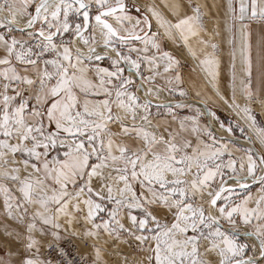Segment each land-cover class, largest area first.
I'll return each instance as SVG.
<instances>
[{
	"label": "snow or ice",
	"instance_id": "obj_1",
	"mask_svg": "<svg viewBox=\"0 0 264 264\" xmlns=\"http://www.w3.org/2000/svg\"><path fill=\"white\" fill-rule=\"evenodd\" d=\"M257 108L264 0H0V264H264Z\"/></svg>",
	"mask_w": 264,
	"mask_h": 264
},
{
	"label": "crops",
	"instance_id": "obj_2",
	"mask_svg": "<svg viewBox=\"0 0 264 264\" xmlns=\"http://www.w3.org/2000/svg\"><path fill=\"white\" fill-rule=\"evenodd\" d=\"M190 70H191V66H186L184 69L185 72L190 71ZM221 112H224L226 114L230 113L227 110H221ZM255 115H256V119L258 123L264 122V112L260 111L259 108L256 109Z\"/></svg>",
	"mask_w": 264,
	"mask_h": 264
},
{
	"label": "rangeland",
	"instance_id": "obj_3",
	"mask_svg": "<svg viewBox=\"0 0 264 264\" xmlns=\"http://www.w3.org/2000/svg\"><path fill=\"white\" fill-rule=\"evenodd\" d=\"M219 114H220V116H221V119H225V118H227V119H229V120L232 119V113H228V114H226V113H224V112H220ZM258 146H259V145H258Z\"/></svg>",
	"mask_w": 264,
	"mask_h": 264
},
{
	"label": "water",
	"instance_id": "obj_4",
	"mask_svg": "<svg viewBox=\"0 0 264 264\" xmlns=\"http://www.w3.org/2000/svg\"><path fill=\"white\" fill-rule=\"evenodd\" d=\"M245 143H246V142H245ZM256 147H257V148H259V146H258V145H256Z\"/></svg>",
	"mask_w": 264,
	"mask_h": 264
},
{
	"label": "bare ground",
	"instance_id": "obj_5",
	"mask_svg": "<svg viewBox=\"0 0 264 264\" xmlns=\"http://www.w3.org/2000/svg\"><path fill=\"white\" fill-rule=\"evenodd\" d=\"M243 143H245V142H243Z\"/></svg>",
	"mask_w": 264,
	"mask_h": 264
}]
</instances>
